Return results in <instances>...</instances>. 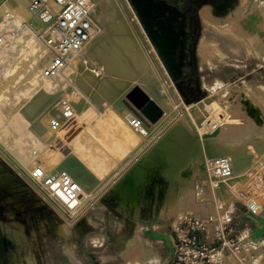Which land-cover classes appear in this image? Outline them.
I'll list each match as a JSON object with an SVG mask.
<instances>
[{"label":"rangeland","instance_id":"374dc122","mask_svg":"<svg viewBox=\"0 0 264 264\" xmlns=\"http://www.w3.org/2000/svg\"><path fill=\"white\" fill-rule=\"evenodd\" d=\"M14 1L0 0V9L14 8L16 0ZM26 1L29 3L31 0ZM127 1L134 15L137 17L141 28L150 39L135 7L130 0ZM255 1L256 0H229L224 5H218L216 0H192L190 6L192 33L188 53L184 54L185 57L182 59V61L185 59L187 60V67L184 71L185 76L183 77L186 97L180 93L176 81H174L171 73L160 57L158 49L150 39L165 70V75L174 85L180 95V99L186 106L194 105L210 98L221 101L224 104H229V115L234 121L223 122L220 126L221 139L227 148H230L233 144L246 145L248 143L247 139L253 135H260L264 140V131L260 130L259 124L254 118L247 116L243 112L240 104L243 99L244 91L250 90L255 102L259 107L261 106L260 108L264 111V55L257 50L255 52L251 51L242 40L236 38L234 34L224 30L225 26L229 25L232 21H239V19L243 18L249 12ZM206 8L208 9L205 10ZM122 9H120V11ZM122 11V14L125 16L124 18L128 21H126L128 26L130 25L131 27V21L128 19L130 17H128L124 10ZM105 28L106 27L103 28V32H106ZM220 28L224 31L219 30ZM95 38L94 36L93 40ZM93 40L91 42L92 44ZM203 42L216 45L220 55L217 52L218 55L216 57L210 58L209 61H204L200 53V47ZM92 44L88 47L89 55L97 64L103 66L106 70V66L109 68V64L105 65L108 62L103 58L98 59L97 56L90 53ZM232 45L236 48H232ZM153 73L157 78L156 69L155 72L153 70ZM62 78L63 91L61 90L57 98L52 100L54 104L51 101L47 108L53 105L55 106L60 95L72 84L71 79L70 81H66L67 77ZM74 81L79 83L81 91L87 96L90 97L100 94L98 92V94H94V91H91L83 84V81L80 80L79 82L77 77ZM130 83H127L125 90L119 94L116 105H113L111 109L116 110V114L124 121L129 120L127 112L131 109L132 112L144 121L143 123H145L149 135L144 137V140L140 139L141 142L136 146V149L132 151L135 152H131L132 155L130 153L129 157L133 156V154L135 155V153L142 148L149 146L150 149L153 142H155L160 135L169 131L179 118V111H177L178 108H176L175 103H172L173 106L171 105V107L160 105L161 103H158L154 93L151 92L152 95L151 93H146L144 89L137 87L135 83L132 85H130ZM38 95L35 96V98L38 97ZM152 97L155 98L153 99ZM187 100L189 104L186 103ZM30 101L32 103V100L28 97L16 98L10 101L11 103L6 109L8 116L2 114V121L0 120V154L2 153L0 155V170L3 169L1 172L6 174L5 178L0 180V264H33L32 262H34V264H77L78 262L75 260L72 249L71 237L74 231V223L84 216L86 212L83 213V211H80L79 215L73 216L69 211H64L66 208L63 205L64 209L59 213L48 201L43 200L37 191H29V189H26V187H31L27 181L25 182L22 179L19 173L22 168L20 162H31L34 151H39L38 149H40L39 140L35 133L44 136L46 139H51V142L55 140V138H53L55 133L51 131L44 117L43 111H45V109L37 113L38 115H35V113L33 114L31 111L29 112ZM89 103L90 102L85 105L82 104L80 106L82 109L80 110L79 108L77 111L79 113V119L83 118L82 120L80 119L81 121L79 120L80 125L78 129L73 133L64 131L67 142L78 130H82L84 126L85 120L84 117L80 116V114H82L81 112L85 110L88 112L90 109L104 112L109 109L97 105L92 107L93 105ZM38 117L39 119H37ZM82 122L83 124H81ZM130 123L132 122L130 121ZM135 125L136 124L132 127L136 131ZM33 130L36 132L34 133ZM114 132L123 134L122 129H116ZM137 133L140 134L139 131H137ZM195 143L201 145V139L199 143L197 141ZM59 148L63 151L66 149V146L61 144ZM51 149H55V147H51ZM262 156L264 157V151L252 156V161L256 162ZM125 157L126 158L121 160L122 162L120 161L115 164L111 172L105 173V175L108 176H104V174L98 175L99 171L96 172L91 162L85 159V157H77V159L79 158L77 164H79H73L74 171L77 172L75 175L78 174L79 177L81 176V178L83 177L86 181L88 180L90 192L93 193L91 199L89 198L88 200L90 205L87 208L99 209L106 205L113 211V219L107 223L105 230V238L108 237L110 239L108 251L113 252V257H109L107 260L111 259L113 261L106 264L117 263L114 250L120 246L122 238L132 233L131 225H133V221L137 220L132 209L125 212L119 209V200L117 196L113 194L120 175L116 176L117 178H113L112 176L115 174L114 171L121 169L120 167L123 165V160L125 162L126 159H130L127 158L128 156ZM196 157L190 161L188 164L190 166L186 167V179L177 177L172 181L161 175L159 171L150 174V181L146 184V186L150 188V191H144L143 193V204L146 207V213L149 214V211L156 208L157 216L172 222L175 229L191 216L201 217L207 223L201 239L205 240L208 244H216V234L218 231L222 230L225 226H232L235 229L234 238L239 244V250L225 247L223 250V264H264V231L261 232L259 228V226L264 227V208L258 210L248 203L255 204V201H252L246 185H243V183L238 185L240 191L222 194L217 203L216 201L213 202L209 200L211 199L209 196L212 186L210 175L206 173L208 171L202 168L205 166V158H203V156ZM198 158L202 159L199 160ZM8 161L11 164L8 163ZM5 163L7 164L6 166ZM84 165H86V168ZM116 165H118V167ZM31 168L34 169V166H31L30 169ZM187 169H190V171ZM200 169H202V173ZM203 172L206 175H203ZM200 175L203 176L199 177ZM111 177L113 179H111ZM204 177L207 178L209 184L203 181L206 180ZM105 182H109V184H107L108 186ZM201 182L202 184L200 185ZM91 188L94 189L92 190ZM203 190L204 194L202 192ZM9 197L10 199H8ZM30 197L31 199H29ZM196 197H200V200L196 199ZM201 200L205 202L202 203V205L200 203ZM195 202H197V205ZM222 202L225 204L223 205ZM167 203L171 204V210L169 211L166 208ZM177 207H182V215L176 212ZM220 210L221 212H219ZM246 215L253 217L254 220L248 216L246 217ZM125 219H128L127 222H125ZM235 225H237V228ZM25 257H28V259ZM104 260H106V258H104Z\"/></svg>","mask_w":264,"mask_h":264},{"label":"bare ground","instance_id":"6f19581e","mask_svg":"<svg viewBox=\"0 0 264 264\" xmlns=\"http://www.w3.org/2000/svg\"><path fill=\"white\" fill-rule=\"evenodd\" d=\"M89 1L94 6L95 11L93 33L96 37L93 40V44L91 43L92 47L90 46V53H93L92 55L97 56L98 59L103 58L107 61L108 63L105 65L109 64V68L106 66L108 71L106 84L101 87L100 84L96 83L93 87L94 94L98 92L100 93L99 95L102 96H88L89 104L93 105L92 107L97 105L109 109L104 112L91 109L89 110L90 112H86V110L81 112L82 114H80V116L84 117L85 120V123L83 124L82 122L81 124L84 126L82 130H78L68 142L65 139L64 130H59L57 132L51 130L55 133L54 137L51 135L55 138L54 142H51V139L49 140L44 136L38 135L35 133L36 131L33 130L39 140L40 149H38L39 151H34L31 162H20L22 168L19 173L22 179L25 182L27 181L31 187H26V189H29V191H37L43 200L48 201L56 211L61 213L62 209H64V203L61 196H54L47 191H44L38 183L33 181L31 179V169L33 168L30 169V167H42L49 172L56 170L59 171L60 169L69 172L84 191V196L78 200L74 208L69 211L71 215L77 216L80 211H83V213L87 212L86 210L89 209L87 207L90 205L88 200L89 198L91 199L93 195V193L90 192L88 180L86 181L83 177H79L78 174L75 175L77 172L74 171L73 164H79H77V162H79L77 161L79 159H77V157H85V159L90 161L93 168L96 169V172L99 171L98 175L104 174V176H108L105 175V173L111 172L112 168L115 167V164L126 158L125 156H128L127 158L130 159H126L125 162L123 160V165L120 167L121 169L118 168V171L115 169L117 172L114 171L115 174L112 173L114 175L112 176L113 178L120 175L113 194L116 195L119 200V209L124 212L132 209L135 218L138 219L140 205L144 195V191L142 190L150 181V174L159 171L161 175L172 181L177 177H183V179H186V167L190 166L188 165L190 161L196 156H203V158H205V166L202 168H205L208 171L206 173H209L210 175L209 165L211 161L219 156H228L233 162V175L230 178L223 180L220 188L214 189L211 187V194L209 196L211 199L209 200L213 202L216 201L217 203L222 194L240 191L238 185L243 183V185H246L252 201H255V204L248 203L252 205L253 208L258 210L263 209L264 157L262 156L256 162L252 161V156L264 151L263 138H261L260 135H253L247 139L248 143L246 145L233 144V146L227 148L221 139L220 126L223 122L233 120L229 115V104H224L221 101H216L210 98L198 102L197 104L186 106L180 99V95L174 85L165 75L162 63L159 60L150 39L141 28L133 10H131L128 1ZM29 3L26 0H16L14 8L0 9V28L6 38L4 45L0 49L1 121L2 114L8 116L6 109L11 103L10 101L15 100L16 98L28 97L32 100V103L30 101L29 112L31 111L33 114L35 113V115L42 112L44 109L46 111L50 102L53 99H56L58 94L61 93L63 86L62 77H67L66 81H70V79L76 77L74 75L72 78L68 72L60 73L54 77H47L45 75V68H47L50 62V54L48 49L40 42L36 34L28 26V22L32 18V14L29 10ZM120 9L124 10L128 17H130L128 19L131 21V27L130 25L128 26V21L124 18L125 16L122 14L123 11H120ZM207 9L208 8L205 10ZM104 27H106V32H103ZM219 30L223 29L220 28ZM224 30L228 33L234 34L236 38L242 40L251 51L255 52L257 50L264 55L263 5L256 4L252 11L248 12L243 18L239 19V21H232L229 25L225 26ZM232 48L235 49L236 47L232 45ZM217 52L218 47L216 45L206 42L201 44L200 53L202 54L204 61H209L210 58L216 57L219 53ZM152 69L154 72L156 69L157 78ZM129 81L132 82L130 83ZM127 83H130V85L135 83L137 87L144 89L146 93H154L158 103H161L160 105L171 107L172 103H175L176 108H178L177 111H179L178 120L169 131L160 135L155 142H153L150 149L149 146L142 148L140 151L136 152L135 155L133 154V156L130 157L129 154L139 145L141 142L140 139L144 140V137L149 134L145 127V123H143L144 121L132 112L131 109L127 112L129 115L128 121L122 120V118L116 114V110L111 109L113 105H116L118 96L123 90H125ZM37 95L38 97L35 98ZM253 98L250 90L244 91L243 99L240 103L241 108L247 116L254 118L259 124L260 130L264 131V111ZM52 103L54 104L53 101ZM81 109L82 108H80V110ZM37 119H39V117ZM130 121L132 123H130ZM134 124H136V131L132 127ZM116 129H122L123 134L114 132ZM137 131H139L140 134H138ZM200 139L201 145L196 144L195 142L197 141L199 143ZM61 144L66 146V149L63 151L59 148ZM51 147H55V149H51ZM198 159L201 160L202 158ZM140 161H142L141 164H138ZM8 163L10 162L8 161ZM6 165L7 164L5 163V166ZM84 166L86 168V165ZM116 166L118 167V165ZM1 170L0 180L4 179L6 176ZM187 170L190 171V169ZM201 170L202 169H200V172L202 173ZM204 174L205 173L203 172V175ZM202 176L200 175L199 177ZM112 177L111 179H113ZM203 181L209 184L207 178ZM105 183L106 185L109 184V182ZM201 184L202 182L200 185ZM91 189L93 190L94 188ZM202 192L204 194V190ZM240 196L242 198L241 192ZM10 197L8 199H10ZM197 197L196 199L200 200L201 196L199 198ZM29 199H31V197ZM202 200L200 201L201 205L202 203H205L202 202ZM196 203L197 202H195V204ZM222 204L224 205L225 203L222 202ZM182 207L176 208V212L179 213V215L183 214ZM166 208L168 211L171 210V204L167 203ZM64 211L67 210L64 209ZM219 212H221V210ZM128 245L129 248H142L145 246V243L137 234V237L131 239L128 242ZM25 258L28 259V257ZM108 258L109 257H106V259ZM32 263L34 264V262Z\"/></svg>","mask_w":264,"mask_h":264},{"label":"built area","instance_id":"2783aa9c","mask_svg":"<svg viewBox=\"0 0 264 264\" xmlns=\"http://www.w3.org/2000/svg\"><path fill=\"white\" fill-rule=\"evenodd\" d=\"M29 10L32 18L28 26L50 54V62L45 69L47 77L68 72L72 78L75 75L79 82L83 81L91 91L96 83L101 87L106 84L107 69L89 55L95 16L94 6L89 0H31ZM5 41L0 28V49ZM75 78L71 79L72 84L60 95L56 105L44 112L53 132L64 130L73 133L80 125L77 111L82 104L89 102V98L81 91ZM209 169L211 186L218 189L223 180L233 175L234 167L228 156H219L211 161ZM31 179L48 193L61 196L67 211L84 196L80 184L67 171L49 172L35 167L31 171ZM206 224L203 218L191 216L175 229L173 264H223L225 247L239 250L234 227L225 226L216 234V244H208L201 239Z\"/></svg>","mask_w":264,"mask_h":264},{"label":"crops","instance_id":"0c3cea01","mask_svg":"<svg viewBox=\"0 0 264 264\" xmlns=\"http://www.w3.org/2000/svg\"><path fill=\"white\" fill-rule=\"evenodd\" d=\"M228 1L216 0L218 5H224ZM256 4L264 6V0H256L249 12ZM146 187L142 191H150V188ZM146 211L142 200L139 217L131 225L132 233L122 238L120 246L114 250L116 264H173L175 258L174 224L157 216L156 208L149 211V214ZM112 214V209L106 205L99 209L90 208L74 223L71 237L72 249L79 264H106L113 261L104 260L106 257H113V252L108 251L110 239L105 238L106 225L112 221ZM247 216L254 220L253 217ZM127 220L125 219V222ZM235 226L237 228V225ZM259 228L261 232L264 231V227L259 226ZM136 233L145 246L129 248L128 242L137 237Z\"/></svg>","mask_w":264,"mask_h":264},{"label":"water","instance_id":"95a60500","mask_svg":"<svg viewBox=\"0 0 264 264\" xmlns=\"http://www.w3.org/2000/svg\"><path fill=\"white\" fill-rule=\"evenodd\" d=\"M144 25L150 39L158 49L165 66L174 81L182 77V59L184 43L175 28L177 5L162 0H130ZM180 93H185L179 83L176 84ZM189 104V101H186ZM140 161L138 164H141Z\"/></svg>","mask_w":264,"mask_h":264},{"label":"flooded vegetation","instance_id":"af4514ba","mask_svg":"<svg viewBox=\"0 0 264 264\" xmlns=\"http://www.w3.org/2000/svg\"><path fill=\"white\" fill-rule=\"evenodd\" d=\"M165 1L168 4L171 5H177L178 11L175 15V28L176 31L179 32L180 34V39L183 40V45H184V51L185 54L188 53L189 49V42H190V37L192 33V27H191V17H190V6L192 3V0H162ZM185 57V56H184ZM187 67V60L182 61V77L176 81V83H179L185 93L186 97V92L184 89L183 85V77L185 76L184 71Z\"/></svg>","mask_w":264,"mask_h":264}]
</instances>
